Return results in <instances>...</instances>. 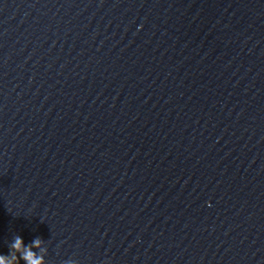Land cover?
<instances>
[{
    "label": "clouds",
    "instance_id": "obj_1",
    "mask_svg": "<svg viewBox=\"0 0 264 264\" xmlns=\"http://www.w3.org/2000/svg\"><path fill=\"white\" fill-rule=\"evenodd\" d=\"M8 249L7 254H0V264H21V262L22 264H48L46 241L40 237L26 244L21 236L15 235ZM64 264H77V262L69 259Z\"/></svg>",
    "mask_w": 264,
    "mask_h": 264
}]
</instances>
